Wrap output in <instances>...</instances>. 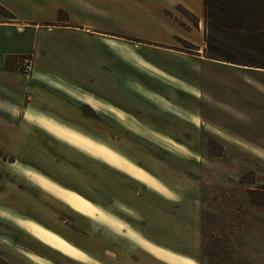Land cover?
Masks as SVG:
<instances>
[{
  "label": "rangeland",
  "instance_id": "1",
  "mask_svg": "<svg viewBox=\"0 0 264 264\" xmlns=\"http://www.w3.org/2000/svg\"><path fill=\"white\" fill-rule=\"evenodd\" d=\"M125 3L135 33L56 65L95 100L82 135L0 134V264H264V67L203 58V0Z\"/></svg>",
  "mask_w": 264,
  "mask_h": 264
},
{
  "label": "crops",
  "instance_id": "2",
  "mask_svg": "<svg viewBox=\"0 0 264 264\" xmlns=\"http://www.w3.org/2000/svg\"><path fill=\"white\" fill-rule=\"evenodd\" d=\"M0 2L7 10L5 14L0 12V119H19L16 126L0 125V134L42 133L30 132L36 128L52 133L58 138L61 137L56 134L82 135V132L76 129L80 123L75 120L84 118V108L89 107L90 104L95 105V100L91 98L92 93L85 91L78 81H66L54 73L56 65H63L68 54H73L80 60L81 57L84 58L90 51L92 39L95 40V44L102 43L107 48L106 40L116 41L115 39L122 37L124 33H135L129 30L132 27L126 25L122 19V12L126 9L124 4L127 6L126 0H13L12 2L0 0ZM134 3L135 6L138 5V0H134ZM12 4L27 11L25 13L19 11L18 14ZM185 6L192 8L186 4ZM23 54L33 56L34 68L30 74H23L13 69V58ZM9 57L11 60L8 63ZM39 99L46 100L57 109L39 108L36 104ZM70 117L73 122L68 121L67 118ZM31 118H38L40 122ZM24 129L28 132L22 131ZM216 133L223 136L220 130ZM87 140L91 139L87 138ZM71 142L82 146L74 140ZM34 146L26 153L28 160L44 169L42 159L36 160L41 144ZM53 180L62 185L57 179ZM60 188L77 197L78 201L73 199L71 201L66 197L74 205L88 211L95 207L77 192L62 186ZM53 195L57 196L54 193ZM83 195L101 206L93 197ZM13 238H17L14 233Z\"/></svg>",
  "mask_w": 264,
  "mask_h": 264
},
{
  "label": "trees",
  "instance_id": "3",
  "mask_svg": "<svg viewBox=\"0 0 264 264\" xmlns=\"http://www.w3.org/2000/svg\"><path fill=\"white\" fill-rule=\"evenodd\" d=\"M203 16L208 59L264 67V0H203ZM263 191L249 190L252 203Z\"/></svg>",
  "mask_w": 264,
  "mask_h": 264
},
{
  "label": "bare ground",
  "instance_id": "4",
  "mask_svg": "<svg viewBox=\"0 0 264 264\" xmlns=\"http://www.w3.org/2000/svg\"><path fill=\"white\" fill-rule=\"evenodd\" d=\"M203 58L208 59L207 57H203ZM209 60L217 61V62L224 63V64L233 65L232 63H226L224 61H218V60H214V59H209ZM36 231L39 233V235L44 240L61 247L62 249H64L65 251H67L68 253H70L72 255H75V256L79 255L80 257H84V253L80 252L76 247H74V246L68 244L67 242L63 241L62 239L58 238L56 235H54L50 231L45 230V229H37Z\"/></svg>",
  "mask_w": 264,
  "mask_h": 264
},
{
  "label": "built area",
  "instance_id": "5",
  "mask_svg": "<svg viewBox=\"0 0 264 264\" xmlns=\"http://www.w3.org/2000/svg\"><path fill=\"white\" fill-rule=\"evenodd\" d=\"M13 69L23 74H30L34 68L33 56L31 54H23L15 56Z\"/></svg>",
  "mask_w": 264,
  "mask_h": 264
}]
</instances>
